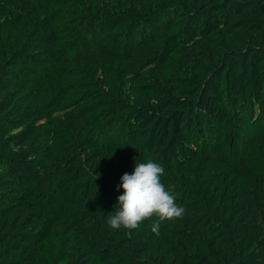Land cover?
Segmentation results:
<instances>
[{
	"label": "trees",
	"instance_id": "trees-1",
	"mask_svg": "<svg viewBox=\"0 0 264 264\" xmlns=\"http://www.w3.org/2000/svg\"><path fill=\"white\" fill-rule=\"evenodd\" d=\"M167 2L0 0V24L25 36L0 57V264H264V225L248 218L264 213V0ZM79 8L112 36L137 32L154 62L140 75L113 58V84L98 62L54 60ZM120 122L119 148L96 143ZM148 160L185 209L171 242L156 214L107 223L122 175Z\"/></svg>",
	"mask_w": 264,
	"mask_h": 264
},
{
	"label": "rangeland",
	"instance_id": "rangeland-1",
	"mask_svg": "<svg viewBox=\"0 0 264 264\" xmlns=\"http://www.w3.org/2000/svg\"><path fill=\"white\" fill-rule=\"evenodd\" d=\"M151 0H105V6L109 10L124 11L130 13L138 12L139 9L150 8ZM170 5L179 0H167ZM75 9V8H74ZM111 21L88 16L84 9L74 10L69 15V19L63 26V35L59 44L53 49L54 60H63L68 57H80L87 61H95L105 68L108 80L115 83L112 60L119 57L131 68L133 72L140 75L154 62L155 55L147 48L145 42L140 43L137 32L133 35L128 33L126 28L117 36H112L117 30ZM135 29V28H134ZM25 40L21 31H14L3 27L0 24V57L3 52H11L20 48ZM129 125L118 123L111 132L98 133L96 143L105 147L119 148L129 133ZM2 165H0V168ZM172 187L184 189L185 184L173 182ZM234 181H230L228 191H232ZM220 196L219 189L214 187V193ZM195 195V194H193ZM27 206L33 207L35 203L27 202ZM248 218L251 222L264 225V213L261 211L249 212ZM177 218L167 220V229L155 233L154 237H159L163 241L171 242L174 239ZM153 239V238H151ZM154 240V239H153Z\"/></svg>",
	"mask_w": 264,
	"mask_h": 264
},
{
	"label": "clouds",
	"instance_id": "clouds-1",
	"mask_svg": "<svg viewBox=\"0 0 264 264\" xmlns=\"http://www.w3.org/2000/svg\"><path fill=\"white\" fill-rule=\"evenodd\" d=\"M163 172L162 165L148 160L136 163L131 174L122 175L118 190L122 188L124 192L117 198L115 214L107 220L111 229H138L142 221L156 214L158 221L151 230L159 234L160 221L184 214L185 209L176 204L175 196L161 183Z\"/></svg>",
	"mask_w": 264,
	"mask_h": 264
}]
</instances>
